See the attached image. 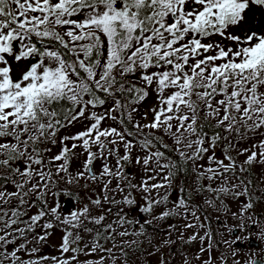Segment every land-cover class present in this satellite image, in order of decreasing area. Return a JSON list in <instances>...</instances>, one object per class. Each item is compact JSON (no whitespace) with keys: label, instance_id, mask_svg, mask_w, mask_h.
I'll return each instance as SVG.
<instances>
[{"label":"snow or ice","instance_id":"obj_1","mask_svg":"<svg viewBox=\"0 0 264 264\" xmlns=\"http://www.w3.org/2000/svg\"><path fill=\"white\" fill-rule=\"evenodd\" d=\"M262 21L264 0H0V264H171L177 240L199 243L181 264H264Z\"/></svg>","mask_w":264,"mask_h":264},{"label":"rangeland","instance_id":"obj_2","mask_svg":"<svg viewBox=\"0 0 264 264\" xmlns=\"http://www.w3.org/2000/svg\"><path fill=\"white\" fill-rule=\"evenodd\" d=\"M251 16V14H250ZM262 23H264V21H262ZM247 27H252V21L251 19H249L248 21V24L246 25ZM234 31L236 32H239L240 29H234ZM213 39H217L219 40L220 38L219 37H214ZM224 43H227V41H224ZM154 98L153 97H149L146 99V101L143 103L140 111L141 112H144L145 110H147L153 103H154ZM81 130V126L80 125H76L75 127H72L70 128L68 131L71 132V133H74L76 131H79ZM132 171H134V169H130ZM255 171L257 173H259V168H256ZM82 195H84V193H81ZM172 199H176V194L173 193ZM243 199V198H241ZM65 198H62V204L64 202ZM195 203L197 204H202V200L200 197H196L195 198ZM227 203L230 204L231 206V209L232 211H236L237 210V205L236 203H234L233 201L231 200H227ZM74 207V204L68 208V209H64L63 210L65 211V213H67L69 210H72ZM261 209H264V204H261L259 207H257L256 211L257 213H259L261 211ZM204 211L207 213V215L209 216L210 218V221H211V225H212V228L213 230L215 231V229L218 227V221L216 219L218 213H216L212 208H208L207 206H205L204 208ZM199 215H201V219H203L204 217V213H198ZM224 220V217L223 216H220V221H223ZM184 221L182 220H176V219H169L168 221L166 222H161L159 224V228L161 230V232L159 234L156 235V240L155 242L156 243H159V241L163 238H165V230L167 229L168 225L169 224H177L178 226L183 224ZM227 223L229 225H233L236 223V221L232 220L231 217H229L227 219ZM221 231H223V228L220 229ZM149 231H151V229H149ZM195 231L194 229H189L185 232V238H187L189 235L192 234V232ZM249 232L252 234V238H254L255 240H257L259 243V247L256 248V247H249L248 244H245L244 245V248L246 251H256V252H260L261 249H264V239H261L257 236V233H256V230L255 229H249ZM61 235L62 233L59 231V230H56L53 235L50 237L49 239V242H48V245L44 248V252L46 254H50V255H57L58 252H57V247L59 245V243L61 242ZM179 235V232L175 233L173 235V239H176V237ZM241 235H246V233H241ZM225 239H230L231 237L228 235V234H225ZM199 249V243L198 242H193L192 245H186V244H181L179 240H177L176 244H174L171 248V250H169L168 248H163L162 249V252L164 253V255L167 257L169 255V252H174V253H177L175 255V258L171 261V264H181V260H182V256L179 254L181 251L183 252H186V253H195L197 252ZM151 250V249H149ZM159 259H160V253H157L156 255L154 256H150L148 257V262L149 264H159ZM241 259H243V255L241 256Z\"/></svg>","mask_w":264,"mask_h":264},{"label":"water","instance_id":"obj_3","mask_svg":"<svg viewBox=\"0 0 264 264\" xmlns=\"http://www.w3.org/2000/svg\"><path fill=\"white\" fill-rule=\"evenodd\" d=\"M74 204L73 201L69 200V199H66L64 200L63 202V208L64 209H68L70 208L72 205ZM252 240L254 241L255 244H258L259 242L257 240H255L254 238H252Z\"/></svg>","mask_w":264,"mask_h":264}]
</instances>
